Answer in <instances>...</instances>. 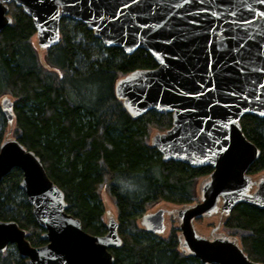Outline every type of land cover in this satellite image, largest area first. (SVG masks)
<instances>
[{
	"label": "water",
	"instance_id": "95a60500",
	"mask_svg": "<svg viewBox=\"0 0 264 264\" xmlns=\"http://www.w3.org/2000/svg\"><path fill=\"white\" fill-rule=\"evenodd\" d=\"M10 2L31 19L40 51L60 42L59 22L68 18L106 48L150 54L157 67L117 79L116 99L134 119L149 111L171 114V128L149 140L163 161L212 171L198 184L197 202L147 212L141 228L160 236L171 217L185 256L201 264H260L219 230L238 204L264 210V175L246 172L259 150L239 123L245 115L264 118V0H0V32L11 25ZM248 52L251 61L241 60ZM0 111L11 126L9 97L0 98ZM10 134L0 145V182L13 169L21 171L19 187L47 243L33 247L15 222L0 221V253L13 245L25 264H113L110 250L122 245L114 213L104 212V235L85 232L40 159ZM213 217L219 222L209 234L195 228L197 219Z\"/></svg>",
	"mask_w": 264,
	"mask_h": 264
},
{
	"label": "trees",
	"instance_id": "16d2710c",
	"mask_svg": "<svg viewBox=\"0 0 264 264\" xmlns=\"http://www.w3.org/2000/svg\"><path fill=\"white\" fill-rule=\"evenodd\" d=\"M8 9L11 25L0 32V98L14 102V121L8 126L0 111V145L11 129L40 159L63 192L67 212L90 235L105 232L104 198H110L122 241L110 250L113 264H201L179 251L175 227L162 238L139 222L141 213L159 204L177 208L197 202V186L212 171L163 161L149 140L171 128V114L149 111L134 119L116 99L117 79L156 68L154 59L143 49L126 55L118 47L106 48L84 24L68 18L59 22L60 42L40 51L31 19L12 2ZM239 123L259 150L246 172H264V118L245 115ZM21 179V171L13 169L0 182V221L15 222L31 246L40 247L47 242L19 187ZM221 228L234 235L250 260L264 264V210L238 204ZM0 264H25V258L10 245L0 253Z\"/></svg>",
	"mask_w": 264,
	"mask_h": 264
},
{
	"label": "rangeland",
	"instance_id": "374dc122",
	"mask_svg": "<svg viewBox=\"0 0 264 264\" xmlns=\"http://www.w3.org/2000/svg\"><path fill=\"white\" fill-rule=\"evenodd\" d=\"M260 175H264V172H261V173H258V174H256V175H253V177H258V176H260ZM198 187V186H197ZM101 194H103V195H105L104 194V192L103 191H101ZM105 197V196H104ZM104 201H106V204H107V201H108V205H105V208L104 209H111V207H113L114 205L112 204V202H111V200H110V198H104ZM110 204V205H109ZM159 206H160V208H162V209H171V208H173V207H175V206H173V205H167V204H159ZM112 210V209H111ZM152 210V209H151ZM113 211H114V209H113ZM143 214H145V213H141L140 215H139V219H140V217L143 215ZM104 220V219H103ZM219 220H218V218L217 217H214V218H211V219H197L196 221H195V228L200 232V233H202V234H209V232L211 231V230H213L215 227H216V224H217V222H218ZM165 223H166V226H167V229H166V231H165V233L164 234H162L161 236H162V238H166L167 236H168V234H169V232H170V230L172 229V228H176V224L174 223V221L172 220V219H166L165 220ZM104 233L102 234V235H104L105 233H106V228L104 229ZM220 231H222V232H225L226 234H228V235H231V236H234V235H232V234H230V232H227L226 230H224V228H221V230ZM101 236V235H100Z\"/></svg>",
	"mask_w": 264,
	"mask_h": 264
},
{
	"label": "snow or ice",
	"instance_id": "6c2138e0",
	"mask_svg": "<svg viewBox=\"0 0 264 264\" xmlns=\"http://www.w3.org/2000/svg\"><path fill=\"white\" fill-rule=\"evenodd\" d=\"M243 2H244V0H241V3H243ZM109 43H111V41H109ZM240 58H241V60L247 58L249 61H251V59H252L251 53L250 52L242 53Z\"/></svg>",
	"mask_w": 264,
	"mask_h": 264
},
{
	"label": "flooded vegetation",
	"instance_id": "af4514ba",
	"mask_svg": "<svg viewBox=\"0 0 264 264\" xmlns=\"http://www.w3.org/2000/svg\"><path fill=\"white\" fill-rule=\"evenodd\" d=\"M219 220V219H218ZM219 222V221H218ZM178 233V232H177Z\"/></svg>",
	"mask_w": 264,
	"mask_h": 264
}]
</instances>
